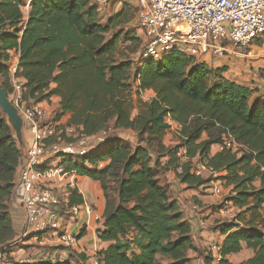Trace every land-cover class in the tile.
Listing matches in <instances>:
<instances>
[{"label":"trees","instance_id":"obj_1","mask_svg":"<svg viewBox=\"0 0 264 264\" xmlns=\"http://www.w3.org/2000/svg\"><path fill=\"white\" fill-rule=\"evenodd\" d=\"M128 3L105 25L91 0H0L3 88L12 94L9 68L16 53L24 101L40 103L59 96L57 118L69 114L70 123L87 136L112 132L89 155L62 163L102 187L107 203L99 238L111 244L98 252L99 264L190 263L189 252L196 249L190 222L159 173L173 170L182 184L200 186L204 178L191 172L200 161L225 173L220 180L232 187L231 201L240 209L234 220L219 228L226 236L220 264H230L228 257L241 252L244 244L254 256L241 264H264V96L227 78L226 66L213 69L179 51L159 61L144 59L143 39L134 34L108 39L107 34L134 21V7ZM27 4L30 13L25 20ZM121 37L122 43H140L138 52L128 53L134 59L117 58ZM146 91L154 92L152 100H143ZM167 118L181 126V143L175 147L164 143L170 130ZM127 130L135 133V148L116 136ZM205 133L208 139L202 140ZM223 135L245 146L244 154L222 150L212 156V147L222 143ZM181 147H186L189 160L179 174ZM21 160L19 143L0 108V249L16 238L11 202ZM101 162L105 165L99 170L96 165ZM70 191V205L84 203L77 189ZM84 235L85 229L79 238ZM31 248L23 246L25 253ZM7 260L19 264L14 258ZM211 261L212 257L208 264Z\"/></svg>","mask_w":264,"mask_h":264},{"label":"built area","instance_id":"obj_2","mask_svg":"<svg viewBox=\"0 0 264 264\" xmlns=\"http://www.w3.org/2000/svg\"><path fill=\"white\" fill-rule=\"evenodd\" d=\"M137 8L136 21L143 33L142 58L161 60L172 51H179L197 61L227 56L244 57L242 50L253 42L264 38V0H132ZM113 0H91L100 9ZM247 55V54H246ZM12 94L10 99L20 111L25 127L26 154L22 155L23 168L15 181L14 199L25 214V221L11 243L0 249V264H8V257L14 258L19 251V264H58L71 260L70 251L78 243L84 225L80 215L84 212L94 216L89 203L70 205L71 189H77L75 171H68L62 165L68 159H80L106 142L109 132L87 136L80 126L69 119L57 118L56 112L49 113L38 103L24 101L22 79L17 76L18 66H10ZM145 93L142 94V98ZM149 101V100H148ZM170 130L177 133L181 126L167 118ZM219 150H227L242 156L247 150L230 135H223ZM177 173L183 172L187 157L186 147L177 153ZM105 163L96 165L102 169ZM93 167V166H90ZM192 174L211 177L209 193L221 199L224 211L235 219L231 211V191L225 194V181L220 180L224 172L214 170L207 161H200L192 168ZM70 181L68 186L63 183ZM230 207V208H229ZM195 213L201 211L198 203L192 202ZM238 211V209H236ZM204 225V223H201ZM52 237L58 253L43 238ZM36 241L30 244V241ZM32 245L31 254L23 246ZM15 250V251H14ZM221 245L211 243L207 255L219 263Z\"/></svg>","mask_w":264,"mask_h":264},{"label":"crops","instance_id":"obj_3","mask_svg":"<svg viewBox=\"0 0 264 264\" xmlns=\"http://www.w3.org/2000/svg\"><path fill=\"white\" fill-rule=\"evenodd\" d=\"M128 2L132 3L135 6L134 1L128 0ZM119 5H121V3L116 4L117 7ZM24 9H27V14L24 13L25 20H27L30 13L29 4H27ZM101 10L102 9H100V11ZM251 45L252 44L247 47V51L250 53L253 52L251 50ZM262 46L257 45L255 47L260 49ZM251 55L249 56L250 60L253 58V56ZM262 62H264V60H262L261 63ZM18 63L19 55L13 53L10 66H18ZM206 63L213 69L224 66L228 67V71L225 74L227 78L241 85L256 88L259 90V93L256 96H264V73L260 72V70L264 68V64L252 67L249 60H245L240 57L236 58L234 56H227L224 59H207ZM55 87L56 84H52L51 88ZM148 94H151L150 100H152V98L154 97V92L146 91L145 96ZM60 103L61 98L55 95L50 99L44 100L38 104L45 108V110H47L49 113H54L60 109ZM137 112L138 109L135 108L133 116H135ZM63 118L70 119V115H64ZM123 132L130 133L131 136L135 135V133L131 130ZM123 132H121L120 135H125ZM174 132L176 133L175 130L169 131L165 136L164 143L166 146H169L168 143ZM206 139H208V135L205 133L202 136V140ZM219 151V146L214 145L211 149V155L214 156ZM162 161L165 160L162 159ZM22 168L23 161L21 160V164L18 168L15 181L18 180ZM224 174L225 173H223L222 175ZM159 178L163 185H167L170 188L172 192L171 194L173 198L178 202L185 219L190 222L196 249L189 252V264H208L210 259V257L207 255L208 246L213 242L222 245L226 236L222 234V230L219 228L223 223L232 221L233 215L229 212H225L224 209H222L224 208L221 203L222 201H220V199L216 195L209 193V178L204 179V184L200 186H189L186 184H182L177 174L173 170L160 171ZM69 182L70 181L67 180L65 183H63V186H68ZM76 183L77 190L82 195L84 202L89 203L94 208V216H88L84 212L80 215L81 224L85 227V235L81 239H78L77 246L72 251H70L71 260L73 264H99L97 258L98 252L107 249L111 244L110 242H103L99 238V231L104 228V213L107 201L99 182L93 181L92 179L85 176H77ZM256 186L260 187V182H257ZM225 189L227 192H229L232 190V187H225ZM192 202H196L200 205V212L195 213L194 211H192ZM230 207H233L231 211H237L236 207L233 205V202H231ZM237 212H239V210ZM11 214L16 237H19V231L25 221V214L22 209L19 208V205L16 203L14 196L11 202ZM202 222L204 223V225L201 224ZM35 242L36 241L32 240L30 241V244H34ZM55 242L56 241L53 240L52 237H45L42 241L43 244L49 245L53 252L58 253L61 251V248L52 244ZM31 251L29 252V254H31ZM253 256V250L249 249L246 244H244L241 252L230 255L228 257V261L230 264H241L243 262L249 261ZM14 257L16 258L15 261H17L19 258V251L14 254ZM81 257L85 258V260H82ZM210 263L220 264L214 258H212V261Z\"/></svg>","mask_w":264,"mask_h":264},{"label":"rangeland","instance_id":"obj_4","mask_svg":"<svg viewBox=\"0 0 264 264\" xmlns=\"http://www.w3.org/2000/svg\"><path fill=\"white\" fill-rule=\"evenodd\" d=\"M118 3H121V5H119L118 7L116 6V4ZM126 4H129L128 3V0H114L112 2V4L109 6H105L103 8H101L102 10L99 11V14H100V17H101V23L102 24H107L108 21L111 19V17L117 13L118 11H120ZM131 5V4H130ZM134 8H132L135 12H134V21L129 24L126 28H123V26L119 27L117 30L115 31H112L110 32L109 34H107V38L108 39H112V37L115 35V34H126V36H133V34L137 37H139L141 40L143 39V33L142 31L139 29L138 25H137V21H136V8L135 6L133 5ZM128 9V8H127ZM131 10V11H133ZM24 13L27 14V9H24ZM132 29V30H131ZM261 42H263V46H264V38L263 39H260ZM144 42L142 40V46H143ZM259 44V40L255 41L252 43V48L251 50L253 52H248L247 49L246 50H242V53L244 56H246V58L244 57H240L242 59H245V60H249V62H251V66H258V65H262L264 64V62L261 63L262 60H264V48L263 46L259 49L255 46H257ZM142 48V47H141ZM140 49V43L136 40L134 42H128V43H122V37L120 38L119 40V44L117 46V58L118 59H124V58H128L130 56L131 59H134V55H129L128 56V53H133V51L137 50V52L139 51ZM136 53V52H135ZM247 54V55H246ZM252 54V55H251ZM253 56V58L250 60L249 56ZM238 58V57H236ZM209 59H215V58H208ZM217 59H224V58H217ZM260 63V64H259ZM264 66V65H263ZM261 73H264V68L260 70ZM143 97H145L146 99L150 100L151 99V94H148V95H143ZM137 96L135 95V104H136V107L138 106L137 104ZM144 100V99H143ZM147 100V101H148ZM70 120V119H69ZM110 134H112V132L110 131L109 132ZM125 135H120V132H117V135L116 136H121L123 139H125L126 141H128L130 143V145L135 148L136 146V136H131L130 133H126V132H123ZM108 134V135H110ZM26 139H28L30 142H31V138L30 136H26ZM181 143V138L179 137V135L177 134V132L173 133L172 134V137L168 143L169 147H175L177 145H179ZM211 179L210 176L208 175H205L204 179ZM199 188V187H197ZM225 194L227 193V191L225 190L224 191ZM221 201V199H220ZM236 209H238L240 211V209L238 207H236ZM236 213H238L236 211ZM262 214L264 216V207L262 209ZM228 220V219H227Z\"/></svg>","mask_w":264,"mask_h":264},{"label":"water","instance_id":"obj_5","mask_svg":"<svg viewBox=\"0 0 264 264\" xmlns=\"http://www.w3.org/2000/svg\"><path fill=\"white\" fill-rule=\"evenodd\" d=\"M0 108L3 111V113L7 116L8 124L12 132L16 136V139L22 151V155H25L26 138L24 131V127H25L24 119L20 111L11 101L8 93L3 88L1 81H0Z\"/></svg>","mask_w":264,"mask_h":264}]
</instances>
